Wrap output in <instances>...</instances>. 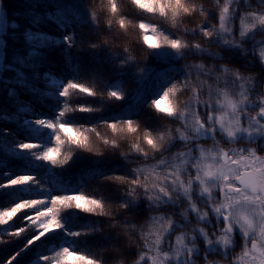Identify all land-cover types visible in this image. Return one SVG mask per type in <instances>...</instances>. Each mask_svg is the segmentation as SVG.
I'll return each mask as SVG.
<instances>
[{"label": "snow or ice", "instance_id": "1", "mask_svg": "<svg viewBox=\"0 0 264 264\" xmlns=\"http://www.w3.org/2000/svg\"><path fill=\"white\" fill-rule=\"evenodd\" d=\"M41 2L30 0L25 12L9 19L0 0V85L14 109L0 108V121L19 129L0 128V150L22 163L15 172H0V197L10 200L0 205V244L31 230L23 247L2 264H13L45 241L36 264H70V258L72 264H103L73 245L80 237L95 238L115 217L123 218L116 223L126 233L138 231L141 251L133 264H264V0H215L213 8L197 0H156L148 6L132 0L170 27L139 22L158 63L145 61L131 71L137 89L118 110L113 102L125 100L119 74L136 61L127 48L113 51L112 43L122 37L104 35L112 33V20L101 27L87 0H50L53 10L43 13L36 11ZM107 12L120 13L117 0H107ZM194 15L203 23L181 29L182 18ZM48 24L60 35L46 31ZM118 24L128 27L124 16ZM84 27L87 34L78 32ZM148 30L159 36L151 39ZM181 30L183 37L177 34ZM196 35L220 51L186 38ZM9 40L22 41L11 55ZM56 50L64 67L54 72L49 65ZM189 56L211 62L180 63ZM105 66L118 73L116 79L105 81ZM86 78L94 86L79 82ZM150 81L154 87L145 99L142 86ZM81 95L99 106H72ZM33 100L49 114L37 116ZM145 107L149 111L141 115ZM75 113L90 114L87 126L77 125ZM10 136L16 143L7 147ZM122 141L126 152L120 150ZM72 168L78 181L99 179L104 194L86 195L79 184L73 186ZM145 211L143 223L129 219L130 213ZM21 213L26 224L16 227L14 218ZM81 214L101 219L77 227L74 217ZM57 235L62 239L52 241ZM121 239L114 231L101 235L106 246Z\"/></svg>", "mask_w": 264, "mask_h": 264}, {"label": "trees", "instance_id": "2", "mask_svg": "<svg viewBox=\"0 0 264 264\" xmlns=\"http://www.w3.org/2000/svg\"><path fill=\"white\" fill-rule=\"evenodd\" d=\"M118 5L120 7V13L117 16H111L107 12V0H87L88 7L90 10L99 14V21L100 26L103 27L108 20H112V33L105 32V36H117L122 37V39L116 40L112 43V49L115 52H120L122 49L127 48L130 51V54L135 58L136 65L133 66V69H129L126 73H120L119 78L123 82V90L125 92V100L124 101H115L113 102V110H118L123 107L125 104H128L130 101L131 93L137 89V82L136 79L131 75V71H133L137 66L144 67L145 65L142 62H147L148 65H156L158 62L156 58L152 55L151 49L144 43V35L145 33L139 29V22L141 20L145 21L146 23L155 24L157 26L164 25L165 27H170L166 21L163 20L158 14H149L147 12H143L138 9L133 3L132 0H117ZM145 6L151 5L156 2V0H141ZM198 3H203L206 8H213L215 5V0H197ZM255 2V0H253ZM3 6L6 9L7 16L9 19H13L17 17V14L25 12L30 6V0H3ZM46 10L52 11V7L50 4V0H42V2L37 7L36 11L43 13ZM120 16H124L126 23L128 25L127 29H121L118 20ZM204 18L201 15H194L191 17H183L181 20V29H195L199 24L203 23ZM212 24H216L217 20L215 17L211 18L210 21ZM45 30L55 34L57 36L60 35V32L56 29L55 25L48 24L45 27ZM78 32H82L87 34L89 32L88 27H84L78 29ZM180 36H184V32L181 30L177 33ZM147 35L155 40L159 36L158 31L148 30ZM187 39L190 41H198L201 42L204 47L210 48L213 51H220L216 45L208 44L205 40L201 39L199 35L196 36H187ZM22 45V41L19 43H15L12 40L8 41L9 47V55H11V49L19 48ZM79 46V45H78ZM59 50L53 52L52 56L50 57L51 63L49 67H51L52 71L56 72L63 69V58L58 54ZM73 55H77L76 50L73 49ZM200 59H204L206 62H211L210 58H198V57H187L186 60L181 61L180 63L186 62H198ZM249 59L255 62L254 57H249ZM218 63H226V61H221ZM103 74L105 81L116 79L118 73L113 72L110 68L105 66L103 68ZM11 73H5V76H11ZM85 83L88 86H94L91 79H84L79 81ZM154 84L153 82H149L147 85L142 86V95L145 96V99L151 96V92L153 90ZM146 89V92L143 91ZM20 91L21 97L25 100H31V97H28L23 90ZM185 96H181V100H183ZM80 104H84L86 106H99L95 104L94 98L88 97L86 95H81L79 97L74 98V103L72 106L78 107ZM32 106L36 109L37 116L41 115H48V108L44 105L40 104L39 102L32 101ZM0 108L6 109L8 113L14 111L11 102L8 100L7 93L4 90V86L0 85ZM149 109L147 107L144 108V112L141 115H144ZM90 114L87 113H75L74 118L76 119L77 125H84L87 126L88 124V116ZM169 127L175 128L178 127V123L174 124L171 121H164ZM0 128H11L14 132H18L19 129L17 128L15 123H5L0 121ZM98 131L101 132L102 135L108 136L109 138H113L111 132L106 127L98 128ZM20 139H23V134L20 135ZM129 140L133 138L129 137ZM16 141L12 139V137H8L5 141L7 147H12ZM203 143V141H201ZM211 143V142H209ZM179 145H177L176 151L179 149ZM121 151H128V147L125 142H121ZM0 160L4 161L5 167L0 168V172H15L18 168L22 167V163L19 160L11 159L8 154L4 151L0 150ZM135 166V165H133ZM76 169L72 168L69 170V175L73 176L72 184L76 186L79 184L81 191H83L86 195H96L100 196L104 194V188L102 186V182L99 179H92V180H85V181H78L75 178L74 173ZM22 193H17L16 196H20ZM16 196H13L11 199H16ZM30 198V197H25ZM10 203L8 198L0 197V205L6 206ZM203 207V205H201ZM29 214H31L32 210H28ZM24 214H19L16 218H14L13 224L16 227H23L25 226L26 222L22 219ZM148 213L145 211L142 215H137L135 213L129 214V219L136 224L143 223L145 217ZM93 219H101L99 217H87L85 218L83 214L78 217H74L75 226H79L82 223L88 222ZM123 218L115 217L112 224L104 223L101 225V234H98L93 237H80L77 238V243L73 245L75 250L78 252L88 255L90 257H94L97 259H101L103 264H133L134 261L138 259V252L141 251L140 248V241L138 236L137 229H133L129 233L124 231L122 224H117L116 220L122 221ZM114 231L117 235H119L122 239L118 243L116 241L110 242L109 246L103 244L101 240V235L109 232ZM31 235V230L25 232L19 238H8L10 242L8 244H0V264L4 258L10 256L14 251L20 250L26 239ZM62 238L57 235L55 237H51L52 241H60ZM237 247L235 248V252L239 253L241 251V247L239 246L242 241L240 237L237 235L236 237ZM37 242L35 246L30 248L27 252H23L20 257L17 258V261H14L13 264H29L31 261L32 264H36L35 258L40 253L44 252L45 244ZM199 243V241H198ZM126 249V250H125ZM216 259H220L216 257ZM70 264H72V258H70ZM221 264H228L227 261H221Z\"/></svg>", "mask_w": 264, "mask_h": 264}]
</instances>
